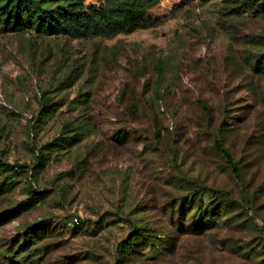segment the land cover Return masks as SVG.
Masks as SVG:
<instances>
[{"label": "rangeland", "instance_id": "374dc122", "mask_svg": "<svg viewBox=\"0 0 264 264\" xmlns=\"http://www.w3.org/2000/svg\"><path fill=\"white\" fill-rule=\"evenodd\" d=\"M150 17L73 40L0 7V163L20 168L0 173V264H264V0ZM200 196L222 227L190 231ZM146 228L163 253L123 261Z\"/></svg>", "mask_w": 264, "mask_h": 264}, {"label": "trees", "instance_id": "16d2710c", "mask_svg": "<svg viewBox=\"0 0 264 264\" xmlns=\"http://www.w3.org/2000/svg\"><path fill=\"white\" fill-rule=\"evenodd\" d=\"M163 0H98L96 4H87V0H0V7L4 10L9 23L15 27H22L35 30L36 33L46 37L66 36L73 40H86L93 38H107L119 34H129L140 29L152 27L154 21L150 17V11L159 6ZM44 108H50L45 104ZM68 135V131L63 132ZM68 139V136L66 137ZM70 141V142H67ZM67 144L77 143L75 137L65 141ZM217 148L221 154H224L229 161L230 155L224 149L220 142ZM20 168H14L8 164L0 163V173L10 174L8 178L16 177ZM211 191L210 189H203ZM203 192V191H202ZM196 193L191 198L195 199ZM228 196V195H227ZM185 199L179 198L176 204L182 206ZM200 208L193 215L192 224L189 225L190 231L195 230L198 233L205 232L211 228H220L216 226L212 218L217 213L220 206L214 205L213 209L206 208L203 205L201 196L199 198ZM224 203V202H223ZM213 210L210 220L206 212ZM221 210V209H220ZM189 231V230H188ZM126 240L119 251L123 261L128 255L133 256L136 248H146L147 254L156 258L163 253L164 248L158 249V243L161 241L156 231H150L146 228V235L143 231L135 230L134 234ZM135 238L138 240L134 242ZM139 243V244H137ZM132 244V245H131ZM129 246V248H127ZM29 245L26 243L25 248Z\"/></svg>", "mask_w": 264, "mask_h": 264}, {"label": "built area", "instance_id": "2783aa9c", "mask_svg": "<svg viewBox=\"0 0 264 264\" xmlns=\"http://www.w3.org/2000/svg\"><path fill=\"white\" fill-rule=\"evenodd\" d=\"M74 221H75V223H78V219L77 218Z\"/></svg>", "mask_w": 264, "mask_h": 264}]
</instances>
